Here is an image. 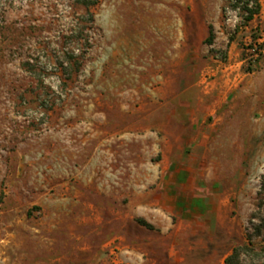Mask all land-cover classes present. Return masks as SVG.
Instances as JSON below:
<instances>
[{
    "label": "rangeland",
    "instance_id": "1",
    "mask_svg": "<svg viewBox=\"0 0 264 264\" xmlns=\"http://www.w3.org/2000/svg\"><path fill=\"white\" fill-rule=\"evenodd\" d=\"M77 1L0 0V264H264V0Z\"/></svg>",
    "mask_w": 264,
    "mask_h": 264
},
{
    "label": "trees",
    "instance_id": "2",
    "mask_svg": "<svg viewBox=\"0 0 264 264\" xmlns=\"http://www.w3.org/2000/svg\"><path fill=\"white\" fill-rule=\"evenodd\" d=\"M98 2V0H78L77 3L85 6L87 9L90 6L95 5ZM238 2H243V4L240 6L238 5ZM232 9L239 10V15L241 17V19L248 23L251 20H253V18L259 14L260 12V8H261V4H260V0H243V1H235L233 4L230 5ZM91 18L92 15L91 13H89ZM92 20V19H91ZM213 37V33L212 31H210V37L209 40H212ZM86 46L89 44V37L88 35H86ZM240 255V251L239 248H235L233 250V252L225 259V264H236L238 257Z\"/></svg>",
    "mask_w": 264,
    "mask_h": 264
}]
</instances>
